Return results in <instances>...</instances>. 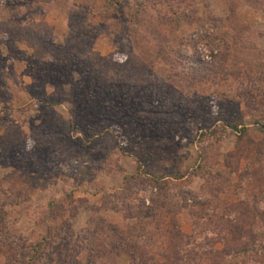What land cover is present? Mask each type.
Returning a JSON list of instances; mask_svg holds the SVG:
<instances>
[{
    "label": "rangeland",
    "instance_id": "rangeland-1",
    "mask_svg": "<svg viewBox=\"0 0 264 264\" xmlns=\"http://www.w3.org/2000/svg\"><path fill=\"white\" fill-rule=\"evenodd\" d=\"M0 264H264V0H0Z\"/></svg>",
    "mask_w": 264,
    "mask_h": 264
}]
</instances>
